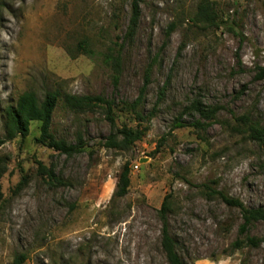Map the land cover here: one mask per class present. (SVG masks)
I'll return each instance as SVG.
<instances>
[{"label":"rangeland","instance_id":"1","mask_svg":"<svg viewBox=\"0 0 264 264\" xmlns=\"http://www.w3.org/2000/svg\"><path fill=\"white\" fill-rule=\"evenodd\" d=\"M133 4L139 16L128 38ZM82 41L92 57L78 51ZM110 47H122L117 86L102 59ZM150 66L143 103L129 110ZM262 66L264 0H0V138L7 108L25 92L40 102L47 92L102 95L115 117L112 127L104 110L75 112L60 99L51 132L70 144L81 138L82 152L67 157L37 144L38 122L26 139L0 147V264L20 255L23 264H168L166 197L187 264H264V243L231 249L240 213L210 195L264 207V145L238 132L235 118L252 111L264 126ZM194 99L219 107L203 129L184 115ZM124 126L147 132L129 150L106 147ZM38 162L63 183L41 176ZM126 165L129 191L114 197ZM251 235L262 238L264 224Z\"/></svg>","mask_w":264,"mask_h":264},{"label":"trees","instance_id":"2","mask_svg":"<svg viewBox=\"0 0 264 264\" xmlns=\"http://www.w3.org/2000/svg\"><path fill=\"white\" fill-rule=\"evenodd\" d=\"M200 15L206 18L209 22L212 17L207 11L206 5H202ZM139 16V8L137 4H133L132 16L128 28L127 37L131 38L137 26V19ZM78 51L82 54L93 56L94 52L86 41L78 44ZM122 47L116 49L110 47L102 54L104 64L109 66L113 72L114 85H118L119 76L122 71ZM153 66V65H152ZM152 66L146 72L145 84L140 92V96L130 106L129 110L136 111L143 103L144 93L149 83V74ZM258 79H264V66L259 68L257 73ZM164 92L160 93V99H163ZM63 100L64 104L75 112L94 111L102 109L105 112L107 119L110 121L112 127H115L114 117V102L102 95H61L59 92H47L43 101H39L34 92L23 93L15 106H10L6 110L7 122L5 125V136L0 138V147L7 142L13 141L18 137L22 140L31 135V125L33 122L40 124L39 136L35 138V142L39 145L53 149L67 157H71L83 151L84 146L81 138L77 144L67 143L65 140L57 139L51 132L53 113L60 101ZM219 107L206 105L203 100L194 99L191 104L184 109V115H190L195 118L193 125L196 128L203 129L206 121H214L217 119ZM136 117L139 121H144V117L136 112ZM237 122L238 132L247 135L249 139L264 145V126L258 116L254 112H248L240 116H235ZM141 124H139L140 126ZM177 127L182 124L178 121ZM147 132V128L136 129L127 126L122 127L117 133H111L107 138L105 145L110 148H117L121 150H129L137 142L141 141ZM120 136L121 138L119 139ZM37 171L41 176L48 179L51 184H62L53 168L46 167L42 162H38ZM130 170L126 165L119 177L117 189L114 197L122 198L127 195L130 187ZM214 195L221 199L225 205L230 208H236L240 213L241 223L238 227V237L232 243L231 249L241 250L247 248H259L264 243V236L262 238L252 236L251 230L257 223L264 224V207L252 208L246 206L239 198L232 197L222 191L212 190L210 195ZM171 206L168 197L163 201L160 209V218L162 221V248L166 255L168 264H187L183 257L179 254L178 243L172 237L169 231L168 216ZM25 260L24 255L17 256L14 264H23Z\"/></svg>","mask_w":264,"mask_h":264},{"label":"built area","instance_id":"3","mask_svg":"<svg viewBox=\"0 0 264 264\" xmlns=\"http://www.w3.org/2000/svg\"><path fill=\"white\" fill-rule=\"evenodd\" d=\"M136 168L138 169V166H136Z\"/></svg>","mask_w":264,"mask_h":264}]
</instances>
